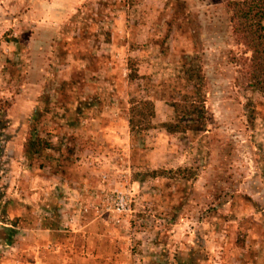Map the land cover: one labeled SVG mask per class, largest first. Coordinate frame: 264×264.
Wrapping results in <instances>:
<instances>
[{
	"label": "rangeland",
	"instance_id": "374dc122",
	"mask_svg": "<svg viewBox=\"0 0 264 264\" xmlns=\"http://www.w3.org/2000/svg\"><path fill=\"white\" fill-rule=\"evenodd\" d=\"M4 15L19 18L0 21V264H264V97L237 84L226 0H10ZM185 93L205 131L168 135ZM142 97L156 127L133 136ZM37 138L51 147L34 154Z\"/></svg>",
	"mask_w": 264,
	"mask_h": 264
},
{
	"label": "trees",
	"instance_id": "16d2710c",
	"mask_svg": "<svg viewBox=\"0 0 264 264\" xmlns=\"http://www.w3.org/2000/svg\"><path fill=\"white\" fill-rule=\"evenodd\" d=\"M226 7L232 34L243 50L234 61L240 68L237 71L239 74L237 84L244 86L252 94H260L264 97V0H226ZM128 72L127 78L131 82L142 78L137 70V64L132 59L129 60ZM202 81V74L193 75L189 72L187 82L192 86L193 94L201 92ZM193 94L185 93L171 102L175 113L174 118L160 125L168 135L189 131L200 134L205 131L207 115L204 100L203 97ZM246 108L249 112V123L254 127L260 113L259 105L251 99L248 100ZM155 118L156 108L153 100L143 97L131 99L129 110L131 135L135 136L155 129ZM29 147L35 154L51 145L44 139L37 138L29 144ZM162 173V171H155L153 177ZM170 173L182 176L183 179H187L192 174L187 168H179Z\"/></svg>",
	"mask_w": 264,
	"mask_h": 264
},
{
	"label": "built area",
	"instance_id": "2783aa9c",
	"mask_svg": "<svg viewBox=\"0 0 264 264\" xmlns=\"http://www.w3.org/2000/svg\"><path fill=\"white\" fill-rule=\"evenodd\" d=\"M128 209V200L126 195L121 191L113 198V211L118 213L126 212Z\"/></svg>",
	"mask_w": 264,
	"mask_h": 264
},
{
	"label": "crops",
	"instance_id": "0c3cea01",
	"mask_svg": "<svg viewBox=\"0 0 264 264\" xmlns=\"http://www.w3.org/2000/svg\"><path fill=\"white\" fill-rule=\"evenodd\" d=\"M10 0H0V12H1V10H2V7H6V5L8 4V2H9ZM3 11H4V9H3ZM3 17V20H0L1 21V24L2 25H6V24H8V23H12V22H14L15 20H17L18 18H16V16L14 17V15H11V16H2ZM5 48H6V46H4ZM8 48H10V47H8ZM0 56H2V54L0 55ZM0 65H1V63H0ZM2 66H0V76H2V68H1ZM13 84V82L11 81V85ZM8 91V90H7ZM45 229H49V228H45Z\"/></svg>",
	"mask_w": 264,
	"mask_h": 264
}]
</instances>
